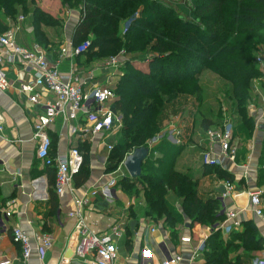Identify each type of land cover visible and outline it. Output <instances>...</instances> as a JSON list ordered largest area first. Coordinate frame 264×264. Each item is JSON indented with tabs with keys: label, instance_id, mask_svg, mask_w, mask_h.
<instances>
[{
	"label": "trees",
	"instance_id": "trees-1",
	"mask_svg": "<svg viewBox=\"0 0 264 264\" xmlns=\"http://www.w3.org/2000/svg\"><path fill=\"white\" fill-rule=\"evenodd\" d=\"M34 2L0 0V33L8 31L11 22L20 16L30 15L34 40L48 46L42 26L56 28L60 22ZM60 2L71 9L83 5L73 41L75 46L90 41L91 47L80 57L87 58L92 50L104 55L103 58L109 55L112 58L121 52L127 57L119 82L111 87L117 98L115 108L122 117V127L109 156L107 173L116 172L136 149L150 148L151 142L161 135L167 108L176 100L190 97L202 104L204 90L198 79L200 71L208 66L227 85L226 95L234 105L230 113L237 119L233 121L229 117L232 123L229 120L218 123L211 116H202L198 122L200 128L207 133L231 123L234 138L240 137L243 144L252 138L255 121L249 115L248 106L252 81L261 76L256 59L264 57L259 54L264 49V0ZM181 5L186 8L181 9ZM140 64L146 65V69H141ZM199 111L202 113L200 108ZM218 112L219 118L226 114L223 109ZM161 145L144 162L140 178L125 177L119 186L133 196L143 193L146 214L156 222L164 220L175 241V229L186 221L208 226L211 235L202 253L205 264H244L241 253L249 256L253 248H260L258 229L240 236L234 231L229 239H224L221 225L225 217L220 202L201 199L198 181L176 169L181 149L166 141ZM157 153L159 157L155 158ZM261 158L264 160V142ZM85 181L81 179L77 184ZM50 193L54 201L53 189ZM170 194L178 199L181 211L169 202Z\"/></svg>",
	"mask_w": 264,
	"mask_h": 264
},
{
	"label": "crops",
	"instance_id": "crops-1",
	"mask_svg": "<svg viewBox=\"0 0 264 264\" xmlns=\"http://www.w3.org/2000/svg\"><path fill=\"white\" fill-rule=\"evenodd\" d=\"M42 2V9L58 17L60 22L59 27L56 28L42 26L49 45H39L34 40V28L29 22L30 15L19 24L20 30L16 32L18 44L29 49L38 46L45 53L47 61L57 67L64 76H69L75 71L80 82L85 84L86 93L95 86L117 84L121 77L122 66L116 71L93 62L92 65L84 68L81 65V57H74L71 53V46H75L73 38L82 10L80 9L78 13L77 10L68 9L61 5L60 0H42ZM5 66L12 87L7 91H0L2 117L0 127L3 129V132H0V262L7 259L12 264H93L92 259L83 260L75 255L79 238L76 233V220L70 218V213L79 209L77 199H87L88 203L84 205L81 213L88 232L103 234L117 230L119 237L115 238V241H121L126 247L125 261L117 262L116 259L115 264H142L140 256L144 249H150L155 254V259L149 264H161L164 257L158 246L162 242L167 244L173 255L183 257V261L179 264H205L202 256L193 263L191 259L197 247L210 237L211 229L208 226L191 225L186 221L183 226L175 229L177 232L175 241L164 220L156 222L146 214L143 200L136 199L137 196L133 197L120 186L115 187L112 182L106 183L109 174L107 167L111 154L110 145L115 143L116 140L112 138L120 128L93 137L88 131L90 123L84 114H80L76 120L69 121L66 117H58L49 129L51 157L66 155L72 149L81 151L82 155L91 152L92 179L78 185L77 181L79 183L81 179L77 177L75 179L77 190L74 196L56 195V199L51 200L50 191L52 189L54 191L56 169L49 168L37 160L38 141L35 138L34 126L38 117L44 113L45 106L54 101V96L42 90L39 103H31L26 95L17 90L19 79L29 80L23 63L17 60L14 64ZM252 96L256 101L255 104L248 106V111L255 121L257 130L245 144L240 137L235 138L234 144L238 148L235 163L225 162L222 167L214 169L203 165L201 155L209 148L210 143L207 133L202 131L198 123V131L195 129L192 138L196 137L195 133L197 135L201 133L204 148L202 153L193 157L196 152L192 151L191 146L197 147V145L190 144L186 133L191 126L182 118L175 126L182 125L183 129L174 127L176 130L169 131L171 137L173 133L176 135L175 144L168 142L167 137L163 138L164 134L150 144V154L154 148L163 146L161 143L164 141L181 149L176 169L198 181V195L201 199L219 201L224 217L228 212L237 214L236 235H244L254 228L258 229L260 248H253L249 256L244 255V252L241 253L244 264H251L255 258H264V223L255 215L249 198L251 192H262L264 210V160L261 158L264 130L260 129L264 127L263 82L252 89ZM116 99L115 97L107 108L122 119L115 108ZM188 101L186 99V102ZM180 136H187L188 139L182 143ZM156 156H159V153ZM226 183H232L235 192L223 199ZM168 200L175 209L181 211V204L173 194L169 195ZM8 213L10 216L6 215ZM13 228L25 231L32 238L34 249L36 243L33 239L41 233L52 237L53 247L44 259H41L34 250L32 257L25 262L21 247L12 241ZM231 235H227L222 229L221 236L224 239H229ZM185 237H191L192 244L183 243L182 238Z\"/></svg>",
	"mask_w": 264,
	"mask_h": 264
},
{
	"label": "built area",
	"instance_id": "built-area-1",
	"mask_svg": "<svg viewBox=\"0 0 264 264\" xmlns=\"http://www.w3.org/2000/svg\"><path fill=\"white\" fill-rule=\"evenodd\" d=\"M24 21L25 17L20 16L17 19V26H10L8 31L0 33V91H7L12 87L4 68L5 65L14 64L19 60L29 75V80L19 79L17 81L19 93L26 95L27 99L35 104L39 103L42 90L54 96V101L45 106L44 113L38 117L34 126L35 138L38 141L36 157L45 166L56 169L55 194L58 197L68 194L74 196L77 190L75 179L81 173L84 157L77 149H72L66 155L52 158L49 129L60 116L66 117L69 121L78 119L80 114H84L90 123L88 131L93 137L121 128L120 116L107 108L116 95L111 86H95L86 93L85 84L80 82L75 71L69 76H64L57 67L47 61L45 53L38 46L29 49L18 44L16 32L20 30L19 24ZM90 47V41L77 47L71 46V53L74 57H80L86 54ZM126 58V54L121 52L118 56L110 58L104 65L106 68L117 71L123 66ZM256 63L260 68L261 80L264 83V57H258ZM1 119L0 114V121ZM0 132H3L1 127ZM206 136L210 143L209 148L201 155L205 167L216 168L222 167L225 162H236L238 148L234 144V129L231 123H225L220 128L209 130ZM234 192V185L226 183L223 199ZM249 198L255 215L264 223L263 193L251 192ZM76 203L79 209L70 213V218L76 220V233L79 238L75 255L83 260L92 259L93 264H115L118 254L115 238L119 237V232L117 230L110 234L88 232L81 213L88 200L77 199ZM6 215L10 216V213ZM225 217L226 220L221 226L224 232L230 235L238 227V216L234 212H228ZM11 237L12 241L21 247L22 258L25 262L29 261L35 251L41 259H44L53 247L52 237L45 233L36 235L33 239L36 243L35 249L32 246V238L22 229L13 228ZM182 242L192 244L193 240L191 237H185L182 238ZM204 247V244L197 247L191 263L202 256ZM158 249L164 257L161 264H179L183 261L182 256L173 255L170 252L165 242H162ZM140 257L142 264H149L155 259V254L150 249H144ZM0 264H12V262L5 259ZM251 264H264V258H255Z\"/></svg>",
	"mask_w": 264,
	"mask_h": 264
},
{
	"label": "rangeland",
	"instance_id": "rangeland-1",
	"mask_svg": "<svg viewBox=\"0 0 264 264\" xmlns=\"http://www.w3.org/2000/svg\"><path fill=\"white\" fill-rule=\"evenodd\" d=\"M42 3H43L42 0H35V2H34L35 5H40V6L42 5ZM180 7H181V9L186 8L185 5H181ZM67 8L69 9V7H67ZM82 8H83V5L81 7H78V8L74 7L72 9L71 8L70 9L71 10H77L76 12H78L80 9L82 10ZM68 9H66V10H68ZM29 18L31 19V17H29ZM56 18L58 19L57 21H59L58 17H55L54 19H56ZM130 24H131L130 22L127 23L126 27H128ZM11 26H17V21L11 22ZM94 51H96V50L90 51L87 58L81 57L82 67H84V68L88 67V66L92 65L93 62H96L97 64H100V65H104L110 59V55L107 57L105 56L103 58L104 55L97 54L98 52L95 53ZM259 54H261V55L264 54V49L259 51ZM155 55L157 56V54H155ZM130 57L132 58L133 56L130 55ZM139 67L141 69H144V70L146 69V65H144V64H140ZM198 83L200 84L201 88L204 90L202 104L199 105L198 102L196 101V99H190V97L186 98L187 100H189L188 102H186V100H183V99H185L184 97L176 100L172 105H170L167 108V111L164 114V119L162 120L163 132H161V134H164L163 138L167 137L168 142H170L171 144H175L176 143V141H175L176 135H175V133H173L172 137H171V133H169V131L170 130L172 131L177 127L179 129H183L182 125H180V126H178V125L175 126V125L180 121V118L185 119V121L188 122V125L191 126L189 131H187V133H186L188 135L189 139L187 138V136H180V139H181L182 143L185 141V139H188L190 144L197 145V147L191 146L192 151L196 152L195 154H193V157L202 153L201 151L204 148V143L202 142L201 133L200 134L198 133L199 135H197V133H195L196 134V137L194 138L195 141L192 138L195 129L198 131V129H197L198 124L197 123L199 122V120L202 116H211L218 123L224 122L226 120H229L232 123V120L234 121V119H237V116L231 115V113H230L234 110V105L232 102L233 100L231 101L230 98L226 95L227 90H228L227 85L220 78H218L215 74L212 73L209 66L206 68H203L200 71ZM260 83H262V80L260 81V77L255 78L252 81V89L254 87L257 88V85H259ZM255 101L256 100L252 96V92H251V102L249 103V105L255 104ZM195 102H197V104ZM199 108L201 109L202 113H200ZM222 109L226 112V114L224 117L219 118L218 117V113H219L218 111H220ZM188 110H189V112H188ZM177 112H179V113H177ZM179 115H181L179 117V119H176V117ZM229 117H231L232 120H230ZM171 123L173 125H171ZM120 130H121V128H120ZM256 130L257 129H256V125H255L254 133ZM119 131L112 138L113 140L115 139L116 141L114 144L110 145L111 152L115 148V145H116V142L118 139ZM169 137H171V138L169 139ZM197 138H198V140H197ZM157 157H159V156L155 155V158H157ZM84 161H85V164H84L82 173L78 176L79 177L78 179H86V180L92 179L91 178L92 177L91 152L88 154L85 153ZM125 177L129 178V174L127 173V171L125 170V168L122 164L116 170V172L108 174L106 183L108 184V182H112L113 185H115V187H117V186L119 187V185L121 184V181L123 179H125ZM136 199L143 200V193L140 195L138 194V197ZM137 205L139 206V201H137ZM120 228L121 227H119L118 230H120ZM116 243H117V247H118L117 262L125 261V258L127 256L126 247L124 246V244L121 241L120 242L117 241Z\"/></svg>",
	"mask_w": 264,
	"mask_h": 264
},
{
	"label": "water",
	"instance_id": "water-1",
	"mask_svg": "<svg viewBox=\"0 0 264 264\" xmlns=\"http://www.w3.org/2000/svg\"><path fill=\"white\" fill-rule=\"evenodd\" d=\"M260 129L264 130V127H261ZM149 156L150 148L136 149L132 154L127 156L123 166L131 179H138L141 177L143 164ZM188 228L190 229L191 226L189 225Z\"/></svg>",
	"mask_w": 264,
	"mask_h": 264
},
{
	"label": "snow or ice",
	"instance_id": "snow-or-ice-1",
	"mask_svg": "<svg viewBox=\"0 0 264 264\" xmlns=\"http://www.w3.org/2000/svg\"><path fill=\"white\" fill-rule=\"evenodd\" d=\"M146 255H148V253H146Z\"/></svg>",
	"mask_w": 264,
	"mask_h": 264
}]
</instances>
